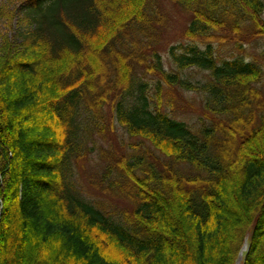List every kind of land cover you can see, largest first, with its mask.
Wrapping results in <instances>:
<instances>
[{
    "label": "trees",
    "instance_id": "1",
    "mask_svg": "<svg viewBox=\"0 0 264 264\" xmlns=\"http://www.w3.org/2000/svg\"><path fill=\"white\" fill-rule=\"evenodd\" d=\"M163 1L191 17L172 71ZM10 2L20 18L11 38L0 29V264H236L247 237L243 264H264V51L244 54L264 45V0ZM14 11L0 6V21ZM192 68L205 80L186 77ZM180 89L202 98L200 124L174 117ZM115 124L166 159L148 148L98 167L95 190L119 208L84 194L75 168Z\"/></svg>",
    "mask_w": 264,
    "mask_h": 264
},
{
    "label": "rangeland",
    "instance_id": "2",
    "mask_svg": "<svg viewBox=\"0 0 264 264\" xmlns=\"http://www.w3.org/2000/svg\"><path fill=\"white\" fill-rule=\"evenodd\" d=\"M16 2V0H14ZM15 4V3H14ZM10 0H0V6H4L8 11H14L17 6H15ZM163 13L166 17V26L162 29V43L160 45V50L163 55V59L166 64V68L172 71L174 66L169 58V51L170 48L174 45L180 44H187L188 42L185 41L184 38V31L188 27L191 17L186 14L185 12L181 11L180 9L173 6L171 3L167 1L161 2ZM9 8V9H8ZM14 21L12 22L11 26L7 24L6 21H0V29L4 35H7L11 38V34L14 33V30L17 26V21L20 17H17L18 12L14 11ZM12 15V14H11ZM261 46H248V50L244 53L247 56L252 55L258 56L264 51V45L260 44ZM219 55L222 58H227L230 56L231 49L224 48L218 51ZM251 59V58H250ZM261 63L264 65V57L260 58ZM184 75L188 77L191 81H204L207 73L200 71L197 68H192L186 70ZM171 97L174 99L176 109L172 111L175 118L185 121L190 125H197L200 124L199 117L201 116V108L202 105V98L194 92L183 91L180 89L179 91L170 92ZM29 127L41 130V127L45 125V121L42 119H35L32 123L28 124ZM108 135L105 139L95 134L92 139L88 140L87 147L88 151L85 153V158L82 159L78 165H76V174L78 176V181L81 186L84 188V194L89 196L93 199H100L102 201L109 202L108 204H112L114 208H119L121 206H128L126 201H122L115 197H106L102 193V191H96L94 188V183L97 181L95 179L96 174L98 172V167H102L103 165L111 164L112 157H118V153L120 154H137L141 155L143 152L148 150L150 144L146 142L140 149L137 146L141 144V140L139 138H132L128 134H126L122 127L115 124L114 132L113 130L108 131ZM46 139V137H44ZM43 139V140H44ZM45 143L43 142L42 145ZM151 151V148H149ZM115 153L114 155H111ZM151 155H156L163 161H166L165 158L159 152L152 150ZM149 161H154L155 158H150L148 156ZM231 197H235V194L231 193L229 195ZM235 210L240 208L238 205H234L233 207ZM230 213H226L225 220L227 222H231L233 217H231ZM235 219V218H234ZM213 250V249H212ZM212 250H208V255L212 253ZM240 262V258H239ZM238 262V263H239ZM3 264H7L6 260L3 261ZM240 264V263H239Z\"/></svg>",
    "mask_w": 264,
    "mask_h": 264
},
{
    "label": "bare ground",
    "instance_id": "3",
    "mask_svg": "<svg viewBox=\"0 0 264 264\" xmlns=\"http://www.w3.org/2000/svg\"><path fill=\"white\" fill-rule=\"evenodd\" d=\"M246 250V247L243 249V252Z\"/></svg>",
    "mask_w": 264,
    "mask_h": 264
}]
</instances>
